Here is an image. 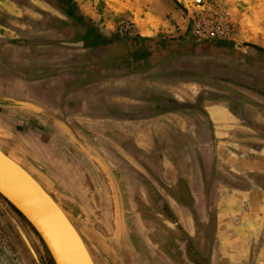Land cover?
Masks as SVG:
<instances>
[{
  "label": "crops",
  "instance_id": "1",
  "mask_svg": "<svg viewBox=\"0 0 264 264\" xmlns=\"http://www.w3.org/2000/svg\"><path fill=\"white\" fill-rule=\"evenodd\" d=\"M66 1L102 34L141 41L142 45L144 40L152 44L157 38L137 32V26L155 20L162 26L157 30L169 32L162 23L165 22V7L172 13L177 9L173 0ZM6 10L13 17L20 16ZM125 19L136 34L122 33ZM172 32L178 34L176 29ZM20 33L19 29L0 23V47L4 57L20 62L15 66L24 63L17 53L21 48L16 45ZM194 44L190 49L182 48L173 54L172 65L167 71L168 75H173L170 78H163L168 76L165 73L164 76H147L142 65L127 66L134 52L144 56L147 47L142 46L141 51H117L120 63L114 64L108 81L94 84L96 89H88L87 82L79 87L61 89L59 81L46 79L51 76L49 69H43L40 78L14 79L12 84L27 91L24 93L27 97L32 94L34 103L57 98L59 93L62 99L66 95L68 101L75 98L93 101L92 104L83 103L84 112L74 116L94 123L96 137H109L111 146L115 143V154L129 169L136 171L142 181L149 168L157 169L159 187L180 185L172 181L173 177L186 180L192 207L181 205V210L187 211L194 220L202 219L198 208L200 192L209 193L206 182L203 183L204 191L194 186L198 178L196 170H199L200 182L219 170L222 175L215 173L212 181L213 190L216 184L218 195L220 192L219 197L215 195L214 198L216 216L212 228L219 264H264V188L240 190L222 182L264 176V45L251 43L239 47L236 43L222 41ZM120 47L122 45L115 44L114 49L120 50ZM102 49L99 46L95 51ZM35 66L42 67L37 63ZM62 73L57 75L60 80L72 75L70 71ZM82 74L87 78L89 70L85 69ZM90 106L99 112H87L86 107ZM145 114L157 118H135ZM25 128L31 134L37 131ZM138 160L141 166L135 165ZM218 184L223 188L219 189ZM179 222L186 225L182 219Z\"/></svg>",
  "mask_w": 264,
  "mask_h": 264
},
{
  "label": "rangeland",
  "instance_id": "2",
  "mask_svg": "<svg viewBox=\"0 0 264 264\" xmlns=\"http://www.w3.org/2000/svg\"><path fill=\"white\" fill-rule=\"evenodd\" d=\"M195 1L197 0H178L175 13H172L169 10V7H165V22H161L163 23L166 31L167 29H169V32L161 33V30H157L162 26H160L161 24L156 23L155 20H152L154 22H147L143 25L137 26L139 27V30L137 29V32L141 31V33L145 36L157 38V41L155 40L154 43L147 47V51H145L146 53H144V55L152 56V53L156 52L158 48H163L165 52L170 53L176 50L180 51V49L182 48L185 49L189 47L190 49L193 45L195 46L194 43H203L194 41L189 37L188 10H192V4ZM206 1H210L219 6L221 10L224 11L227 15L228 20L235 26V36L230 43H236L239 47H245L247 44L251 43L264 45V0ZM53 4L55 6H58L59 8L63 7L64 9H68V13H70L71 16L77 12L76 9L71 6V4L66 0H0V14H4V16H6V18L0 16V23L7 24L16 30L19 29L21 31L20 34L28 38V41L24 42V45L33 47L31 48L32 50H34L33 55L35 57V59H33V65H35V63H37V65H42L41 68H38L36 66L37 69H35V71L30 74L31 79L40 78L41 71L43 69H49L48 74H51V76H47L46 79L60 81V79L55 74L56 69L51 68L55 65L52 64L51 61L62 56L60 52L56 51L57 49H54L51 52V48H49V46H45L40 42H38V45H32L31 43L43 40V38L41 37H43L44 35L41 34V32H43V30L45 29L46 24L51 21L52 17H60L56 9L53 8ZM6 9H10L12 13L15 11V13L19 14L20 16L13 17L12 14H10L11 12H8V10ZM9 16L12 19H8L7 17ZM26 19H30V21H33L32 24L38 25V28L35 29L37 30V33L32 35L29 34L30 31H33L31 28V26L33 25H30L31 22H28V24L21 23ZM19 22L21 23V25H19ZM172 29H176V32H178V34H174L172 32ZM130 33L136 34V31L134 30ZM144 42L146 41L144 40ZM202 48L204 47L202 46ZM49 52L51 53L47 54ZM136 53L138 52H134L135 56L134 58H132V61L129 60L130 65H140L138 63L145 59L147 61L146 68L144 70L147 72V76L157 77L159 76V74L162 75L164 73L165 75H168L167 71L172 65V60L158 61L157 59L153 58L154 60L151 61L148 56L144 57L143 54L136 55ZM47 55H49L50 57H47ZM88 60L89 58L85 57V61L87 62ZM47 62L51 67H47ZM1 64L0 71H3L5 69L7 70L6 72L3 71L5 73V79H7L9 82H14V77H17L15 79L20 80L18 78V73L21 72L20 70L13 67L8 69L9 67L5 63L3 64V66H1ZM111 64L112 65L109 67L112 68L115 63L112 62ZM110 70H102L106 74L102 75L97 72V75L109 79L111 76L109 73ZM44 74L42 73V75ZM172 76L173 75H168L163 78H170ZM156 86L157 85H154V87ZM36 104L39 105V103ZM0 109H2L0 110V132H2V134L0 133V144L3 143L8 145L10 141H16L15 143H17L21 140L22 144H19L20 147L25 148V146L29 145H32L33 147L31 149L27 147L28 149H24L25 151H21L20 153L11 152V155H9V153H7L6 151L5 153L13 158L16 162L21 164L26 170L30 171V173L40 182V184L46 189V191L61 205V207L68 215L69 219L72 221L73 225L77 228V230L85 240L96 264H124L118 251L117 243L115 245L112 242L111 233L116 232L115 203L113 198L114 195L112 193V189L106 175L99 169L96 164H94L83 153H81L80 150L76 148L66 136L63 135L61 130H59V128H56L55 124L54 125L57 130L56 133L59 134L61 139L55 138L54 136L52 138L53 141L51 142L49 141L51 133H46L43 130L44 128L42 129L41 126H38L36 120L34 119V121L32 119V116L28 115L29 113H36L12 109L6 106L4 102L0 103ZM74 118V121L78 128L81 130L84 129L86 131V135L82 132L86 139L92 145H94L103 154L110 165H112L119 184L121 181L122 185H124V183H126V180L123 179L124 177L122 175L125 173H129V175L132 176L133 173L135 175L136 171L130 173L131 171L129 172L128 169L124 170L123 164L120 163L119 165H117L114 161L116 155L115 153L113 157L111 152H108V154L111 155L113 159H111L109 155L104 154L106 150L111 151V148L114 149L115 143L114 146H111V139L107 136L101 137L103 139L97 138L96 140V130L94 128V123H89V121H85V119L81 117ZM17 126L22 127V129L25 130L26 134H29V130L25 127L38 129L37 131H34V133L37 135V144L35 140H32L25 135L17 134ZM11 134L17 137H10ZM45 135L47 137H44ZM63 140L65 141V143L67 142L70 147H67L68 150L66 151H63ZM33 141H35V143ZM100 142H103L104 145H101ZM117 156L119 157V155ZM135 165L141 166L140 161L138 160V163H135ZM196 172L198 175L199 170L197 169ZM149 174L153 175V172L150 168L149 171L147 170L146 179L150 177ZM146 179H144V181H142L141 178L139 179V181L130 180L128 182L129 187L127 188L129 195L125 194V192L123 191V187L120 186L126 209L127 240L128 242L130 240L129 248L127 247L128 252H132V250L136 252L135 246L137 245V241L135 240H140V243H143V245L145 244L147 246L148 243L143 239H140L142 238V236H144L142 234L143 227H146V231L150 227L154 228V226L156 225L160 226L161 228H165L162 220L160 219H158L156 225H153L149 224L147 220H143L141 218L142 206L144 205L142 201L143 193L145 192V190H147V187L145 186L150 185L149 182L147 183V185L145 184ZM172 181L174 183L175 181H178L180 182V185H178L177 187H174V185H172L171 188L166 186L160 187L162 188L163 197H161L162 195L160 196L152 186V197L150 196V198L153 201V203H151L152 209L155 210L154 212L156 214L158 213L157 215L163 217L165 222L169 223L176 221L177 223L179 222L178 218L174 220L172 218L169 219L167 217H164L165 213L163 211V208H161V206L159 205V202H164L166 210H171L165 199H177L180 201H178L179 203H181L180 205L187 206L181 199L190 197L186 180L179 181L177 178L173 177ZM138 182H140V184H137ZM195 184L196 185L194 186L199 188L196 178ZM221 184H218L219 189L223 188L222 186H220ZM130 197H135V201H128ZM83 198L85 199L86 206L83 205ZM6 210L9 214H11L12 218L10 217V215H8ZM131 212L133 216L135 213L136 217L133 220V224L130 225L127 215H131ZM14 220L25 232L28 241L31 243L38 257V261L35 260L28 246L25 244L22 235L15 226ZM28 226V222L0 196V264H54L48 252L45 256L40 253L30 231L28 230ZM214 227L215 226L213 221L212 228ZM133 233H136V235H134ZM212 235L214 236V234L211 233V236ZM154 241L156 242L157 239H155ZM169 241L171 242V240ZM177 256L179 257L180 255L178 254ZM128 257L131 260L132 264H134V259H131L133 257L129 254ZM178 260L179 259H177V261Z\"/></svg>",
  "mask_w": 264,
  "mask_h": 264
},
{
  "label": "flooded vegetation",
  "instance_id": "3",
  "mask_svg": "<svg viewBox=\"0 0 264 264\" xmlns=\"http://www.w3.org/2000/svg\"><path fill=\"white\" fill-rule=\"evenodd\" d=\"M53 8L56 9L60 17H52L51 21L46 24L45 29L41 34L44 36L41 37L43 40L31 42L32 45L36 44L38 45V42L44 44L45 46H49L51 48V52L54 49H57L56 51L60 52L62 55L60 58H57L55 60H52V64H55L52 68L56 69L55 74L56 75H61L64 74L62 73L63 71H70L72 74L69 79H63L59 81V87L61 89H64L66 87H79V85L83 83H88L90 87L88 89H96L97 86L94 84H99L105 81H108V78H103L97 75V69L99 70H110L112 64V59L116 57L117 51H128L130 49H137L141 51V48L148 47L151 45L150 42L142 41L145 43L142 45L137 40H132L128 38H121V39H116L113 37H110L108 35H104L101 33V31L95 29L92 27L87 20L83 18L78 12L74 13L72 16L70 13H68V9H63L59 8L58 6H55L53 4ZM0 16L5 17L4 14H0ZM8 19H12L10 16L7 17ZM30 25L33 23V21L29 20H23L21 23L23 24H28ZM31 26L33 31H30V35L37 33L38 25L32 24ZM48 25V26H47ZM28 38L26 36H22L20 34V39L18 40V47L21 46V48H18L17 53L21 55L20 59L24 61L22 65L15 66L17 63H20L19 61H14L10 60L9 56L4 57L3 55V50L0 49V64L3 66V64L6 62V65L10 68H16L20 70L21 72L18 73V77L20 76H30V74L37 69V67L34 64L33 58V53L34 50L32 46H26L24 45V42H27ZM46 40V41H45ZM115 44L122 45V48L120 47V50L114 49ZM102 47V51H95L97 50V47ZM143 46V47H142ZM35 47V46H34ZM51 52L47 53L50 54ZM47 57H50L47 55ZM85 57L89 58L90 62L85 61ZM18 60V59H15ZM3 61V62H2ZM111 62V63H109ZM85 69L89 70V74L87 78L83 76V72H85ZM112 69V68H111ZM111 71V70H110ZM17 77H14V79ZM12 81H8L5 79L3 76L0 75V103L5 102L7 99H15V100H23L27 102H33L34 97L32 94H30V97H27L24 95L27 91L24 89H20L19 87L15 86L14 84L11 83ZM84 87V86H83ZM81 87V88H83ZM19 88V89H18ZM17 89V90H15ZM34 95V94H33ZM57 98H46L45 102H36L39 103V105H42L43 107L50 109L55 112H59V115L69 121L73 127H75L78 131L80 129L75 123V118L77 114H82L83 108V103L87 102V104H92L93 101L89 100H80L78 101L76 98L75 99H68L64 104L61 105V95L59 93V96L56 95ZM109 98L104 99L102 103L106 102ZM34 103V102H33ZM87 112L89 113H98V109L93 108V107H86ZM2 110V109H0ZM27 114V113H26ZM28 115L32 116V119L36 120V122H39L40 124H43L42 129L46 133H51V137L49 138V141H53L52 138L55 136V138H60L59 134L56 133L57 130L55 129V126L53 124V121L50 120L47 117L41 116V115H36L29 113ZM157 116L155 117H150L148 120H153L156 119ZM34 120V121H35ZM18 130L16 129L17 134L25 135L28 138L35 140L37 144L36 137L37 135L34 134H26L25 130L22 129V127L17 126ZM38 130V129H37ZM27 131V130H26ZM41 131V130H40ZM29 132V131H28ZM81 133H85V131L81 130ZM2 134V132H0ZM44 137H47L46 135ZM43 137V138H44ZM96 140L98 137H95ZM61 139V138H60ZM100 139V138H98ZM35 141H33L35 143ZM16 142V141H15ZM10 141L8 145L6 144H0V147L4 152L6 151L11 155L10 153H20L21 151H25L24 149L28 148H33L32 145L20 147L19 143H15ZM101 145H104L103 142H100ZM63 145L64 149L63 151L68 150L69 144L63 140ZM28 147V148H27ZM107 147V146H106ZM66 148V149H65ZM108 150L105 151L104 154H108ZM111 152L115 153L113 148H111ZM111 159L113 157L109 155ZM153 172V175L149 174L150 177L146 179V185L149 182V186L147 187L146 193L144 192L143 189V206H142V214L141 218L143 220H147L149 224L156 225L158 222V219L162 220L165 228H161L160 226H154V228H149L146 231V227L142 228V238L145 242H147V246L143 243H140V240H135L137 241V245L135 246V250H132V252H128V254L131 255L134 259V264H186V262L183 259V247H181L177 241H182L183 244H185V249L187 250L189 257L195 264H219V257L217 254V246H216V238L215 236H211L212 232V222L214 221V216H216V210H215V195L218 196V193H215V190H213L212 187V181H214V175L215 173H219V175H222V173L219 170H216L214 174H209L208 178L205 181L200 182L199 181V174L198 178L196 179L199 189H203L204 191V186L203 183L206 182L207 188L209 190V193L199 194V203H198V208L200 210L202 219L197 217L196 220L193 219L192 216L189 215V213L185 210H181V203L177 199H165V201L168 203L169 208L171 210H166V206L164 202H159V205L161 208H163V211L165 213L164 217H167L169 219H177L180 221V219L183 220V222L186 225L183 224H178L176 221L173 222H165L163 217L160 215H157L152 209V204L153 201L151 200L150 196L152 197V192H151V187L153 186L155 188V191L158 192V194L163 197L162 194V188L159 187V184L156 183V178L158 176V173L155 169H151ZM130 172V170L128 169ZM30 172V171H29ZM124 180H126L124 185H122L120 181V186L123 187V191L125 194L129 195L127 188L129 187V181L130 180H136L139 181V177L136 175L130 176L129 173H125L122 175ZM132 177V178H131ZM36 179V178H35ZM40 183V182H39ZM137 184H140L138 182ZM190 198H183L181 199L188 207H192L191 203V196L189 194ZM134 200L135 197H130L128 201ZM179 201V202H178ZM181 201V202H182ZM83 205H85V199H82ZM151 205V206H150ZM86 206V205H85ZM84 206V207H85ZM131 215H127L129 218L130 225L133 224V220L135 219L136 215L134 213V216L132 215V212L130 213ZM185 214V215H184ZM204 215L206 217H204ZM180 223V222H179ZM190 223V226H188ZM136 235V233H133ZM81 235V234H80ZM112 242L116 245L118 239H117V233L112 232ZM82 237V236H81ZM83 238V237H82ZM213 238V239H212ZM157 239L155 242L154 240ZM212 239V240H211ZM84 240V239H83ZM171 240V242L169 241ZM128 241V240H127ZM85 242V240H84ZM130 242V240H129ZM129 242H128V247H129ZM86 244V242H85ZM135 244V243H134ZM142 244V245H141ZM87 246V244H86ZM90 254L91 251L89 247L87 246ZM180 255L179 257L177 255ZM92 256V254H91ZM92 259L95 263V260L92 256ZM177 259H179L177 261ZM130 260V259H129ZM96 264V263H95Z\"/></svg>",
  "mask_w": 264,
  "mask_h": 264
},
{
  "label": "water",
  "instance_id": "4",
  "mask_svg": "<svg viewBox=\"0 0 264 264\" xmlns=\"http://www.w3.org/2000/svg\"><path fill=\"white\" fill-rule=\"evenodd\" d=\"M176 52L179 53L177 50L167 53L163 48H158L156 52L152 53V56L144 55V57L148 56L151 61L154 59H157L158 61L172 60L174 56L173 54H177ZM119 58L120 56L115 57L112 59V61L114 63H120ZM146 61L147 60L143 59L138 64L146 68ZM87 62L90 61L88 60ZM127 66L129 68H136V66L139 65H130L129 62H127ZM97 71L99 74H106L102 70L97 69ZM0 75L5 77L3 71H0ZM18 78L27 80L31 77L24 75ZM30 80L32 81V79ZM66 97V95L63 97L64 103L66 101ZM4 103L6 106L12 109L34 112L52 119L60 127L59 130H61L63 135L66 136L71 141V143L80 150L81 153H83L90 161L96 164L106 175L114 195L113 198L115 203V226L117 237L121 231L124 233L122 248L119 241H117V248L123 263L132 264L126 253L128 241L126 209L123 201V194L121 192V188L112 165H110L103 154L94 145H92L83 134L73 127L69 121L64 120L57 113H54L50 109H47L36 103L23 100L7 99ZM149 117V114H145L142 116H136L135 118L147 119ZM84 134L86 135V133ZM114 161L117 165L120 163L123 164L124 170L129 169L125 161H123L117 155H115ZM107 170H109L108 173L112 175L111 177L108 175ZM129 170L131 171L130 173H133V170ZM135 175L137 176L136 173ZM113 176L118 183V193H116V187L112 185ZM222 182L225 186L240 190H249L258 186L264 188V176H246L243 177L239 182H230V180H223ZM214 190L215 193H217L216 186L214 187ZM146 191L147 190H145V193ZM0 196L28 222V230L30 231L40 253L45 256L48 252L54 264H95L83 238H81L80 234L73 226V223L61 205L46 191V189L39 183L37 179H35V177H33V175L29 174V172L23 166L7 155L1 148ZM6 212L8 213L7 210ZM8 215L11 217V214L8 213ZM14 223L22 235L25 244L31 251L33 257L36 261H38V257L31 243L28 241L25 232L22 230L19 224L15 222V220ZM177 223L180 225L179 222ZM177 243L183 247L184 261L187 264H195V262L190 259L189 254L185 249V244L179 240Z\"/></svg>",
  "mask_w": 264,
  "mask_h": 264
},
{
  "label": "built area",
  "instance_id": "5",
  "mask_svg": "<svg viewBox=\"0 0 264 264\" xmlns=\"http://www.w3.org/2000/svg\"><path fill=\"white\" fill-rule=\"evenodd\" d=\"M189 37L197 42H231L235 36V26L216 4L197 0L188 10ZM132 25L128 19L122 23V33H130Z\"/></svg>",
  "mask_w": 264,
  "mask_h": 264
},
{
  "label": "bare ground",
  "instance_id": "6",
  "mask_svg": "<svg viewBox=\"0 0 264 264\" xmlns=\"http://www.w3.org/2000/svg\"><path fill=\"white\" fill-rule=\"evenodd\" d=\"M52 111V110H51ZM54 113H57L58 115H59V112H55V111H53ZM60 116V115H59ZM61 117V116H60ZM50 119V118H49ZM50 120H52V119H50ZM65 120V119H64ZM53 121V120H52ZM53 123H55L54 121H53ZM56 124V123H55ZM57 125V124H56ZM58 126V125H57ZM59 129H60V127H59ZM80 132V131H79ZM81 133V132H80ZM82 134V133H81ZM10 137H13V134H11L10 135ZM16 137V136H15ZM17 143H19V144H22L21 143V140H20V142H17ZM111 152V151H110ZM111 154L113 155V157H114V153L113 152H111ZM18 163V162H17ZM21 165V164H20ZM22 166V165H21ZM106 169H108V168H106ZM28 171V170H27ZM108 171L109 170H107V173H108ZM29 172V171H28ZM29 174H31L30 172H29ZM32 175V174H31ZM108 175L111 177L112 175L111 174H109L108 173ZM34 177V176H33ZM112 179H113V183H112V185L114 186V187H116V193H118V191H119V189H118V191H117V188H119L118 187V183L116 182V180H115V178H114V176L112 177ZM72 222V221H71ZM41 226V225H40ZM74 226V225H73ZM75 227V226H74ZM75 229L77 230V228L75 227ZM78 231V230H77ZM78 233H79V231H78ZM80 234V233H79ZM123 232L121 231L120 232V234L118 235V240H119V243H120V246H121V248H122V244H123ZM81 236V235H80ZM82 238V237H81ZM86 245V244H85ZM87 247V246H86ZM88 249V248H87ZM92 257V256H91ZM94 262V261H93ZM187 264V263H186Z\"/></svg>",
  "mask_w": 264,
  "mask_h": 264
},
{
  "label": "trees",
  "instance_id": "7",
  "mask_svg": "<svg viewBox=\"0 0 264 264\" xmlns=\"http://www.w3.org/2000/svg\"><path fill=\"white\" fill-rule=\"evenodd\" d=\"M175 2V4H177V0H173Z\"/></svg>",
  "mask_w": 264,
  "mask_h": 264
}]
</instances>
